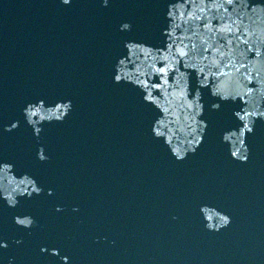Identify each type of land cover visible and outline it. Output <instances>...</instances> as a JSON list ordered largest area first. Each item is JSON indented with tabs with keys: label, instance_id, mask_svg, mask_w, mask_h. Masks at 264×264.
<instances>
[{
	"label": "water",
	"instance_id": "1",
	"mask_svg": "<svg viewBox=\"0 0 264 264\" xmlns=\"http://www.w3.org/2000/svg\"><path fill=\"white\" fill-rule=\"evenodd\" d=\"M174 2L112 0L104 8L102 0H0V160L44 189L17 209L0 202L5 264L8 257L58 264L42 246L59 248L72 264H264V120L248 137L249 161H236L221 136L242 126L233 113L243 105L222 102L213 111L220 101L202 89L207 135L194 155L177 161L152 134L159 113L144 93L113 80L125 41L164 46ZM125 22L131 32L120 31ZM191 86L195 92V73ZM40 99L72 100L73 110L63 123L45 124L37 139L23 109ZM14 121L20 127L4 132ZM40 146L46 162L36 157ZM203 205L232 224L208 231ZM24 214L37 221L31 231L13 221Z\"/></svg>",
	"mask_w": 264,
	"mask_h": 264
},
{
	"label": "clouds",
	"instance_id": "2",
	"mask_svg": "<svg viewBox=\"0 0 264 264\" xmlns=\"http://www.w3.org/2000/svg\"><path fill=\"white\" fill-rule=\"evenodd\" d=\"M71 6L73 0H60ZM112 0H102L108 8ZM165 18L168 21L163 35V47L136 40L125 41L123 54L114 67L116 84L127 83L139 89L143 100L159 113L152 126V134L161 140L177 161L194 155L202 146L208 122L203 119L206 105L202 89H208L218 103L213 111L221 110L222 102L243 105L233 113L241 122L239 128L225 130L221 142L228 147L232 159L247 163L251 157L248 137L255 134L257 120H264V3L251 0H175L168 3ZM121 32H131L132 24L120 25ZM195 73L197 88L192 91L191 75ZM73 110L72 100L49 105L40 99L29 102L23 109L27 125L39 139L45 124L63 123ZM20 127L19 121L5 125L11 133ZM36 157L49 160L43 146ZM44 189L27 172L17 174L14 163L0 160V202L17 209L21 199L42 196ZM48 196H53L48 189ZM57 212L63 208L57 206ZM73 211H79L74 208ZM205 227L220 232L232 224V218L217 207L200 208ZM15 225L31 231L36 219L30 214L15 215ZM17 246L22 239L13 241ZM9 242L0 235V250H7ZM41 254L57 258L58 264H72L59 248L42 246ZM0 264H5L0 257ZM7 264H16L8 257Z\"/></svg>",
	"mask_w": 264,
	"mask_h": 264
}]
</instances>
